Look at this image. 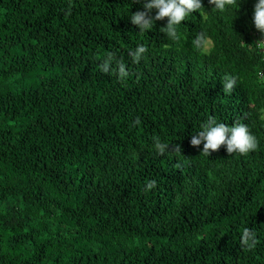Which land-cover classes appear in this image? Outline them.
I'll return each mask as SVG.
<instances>
[{"label": "trees", "instance_id": "1", "mask_svg": "<svg viewBox=\"0 0 264 264\" xmlns=\"http://www.w3.org/2000/svg\"><path fill=\"white\" fill-rule=\"evenodd\" d=\"M264 0H0V264H264Z\"/></svg>", "mask_w": 264, "mask_h": 264}, {"label": "built area", "instance_id": "2", "mask_svg": "<svg viewBox=\"0 0 264 264\" xmlns=\"http://www.w3.org/2000/svg\"><path fill=\"white\" fill-rule=\"evenodd\" d=\"M260 74H261V76L264 78V72H261Z\"/></svg>", "mask_w": 264, "mask_h": 264}]
</instances>
